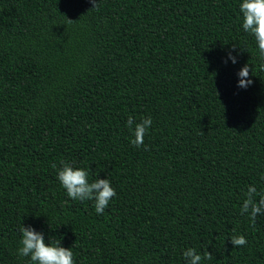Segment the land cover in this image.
<instances>
[{"label":"trees","instance_id":"trees-1","mask_svg":"<svg viewBox=\"0 0 264 264\" xmlns=\"http://www.w3.org/2000/svg\"><path fill=\"white\" fill-rule=\"evenodd\" d=\"M241 3L0 0V264H31L21 226L74 264H188V248L264 264V215L240 213L249 186L264 195V57ZM129 116L152 118L139 148ZM62 162L110 181L103 214L67 196Z\"/></svg>","mask_w":264,"mask_h":264},{"label":"clouds","instance_id":"clouds-1","mask_svg":"<svg viewBox=\"0 0 264 264\" xmlns=\"http://www.w3.org/2000/svg\"><path fill=\"white\" fill-rule=\"evenodd\" d=\"M89 2L93 4V8L98 5L96 0H89ZM239 11L242 14L243 31L254 36L259 53L264 57V0H242ZM229 59L233 64L237 62L236 58L231 55H229ZM249 72L250 68L247 64L238 72V88L247 89L251 86L252 80L248 78ZM151 125L152 118L150 116L142 118L140 123H135L134 118L129 116L127 127L132 131L134 137L131 144L137 148L143 146L144 137ZM52 167L56 168V165L53 164ZM57 178L70 199L80 202L94 201L95 212L98 215L103 214L112 198L117 195L108 179H95L89 183L87 170L73 168L68 163L62 162V167L57 172ZM258 196L259 199H257ZM240 213L248 216L253 227L256 224L257 216L264 215V195H259L255 186L248 187ZM20 231L22 234L21 247L17 254L22 257H30L31 264H74L72 248L61 247L60 240L55 243H45L43 233L36 232L31 227L21 226ZM229 239L235 248L247 244L243 235H232ZM183 256L188 264H201L202 260L212 259L211 253L205 252L202 256L194 248L186 249Z\"/></svg>","mask_w":264,"mask_h":264}]
</instances>
